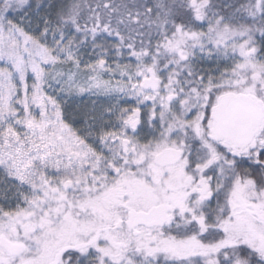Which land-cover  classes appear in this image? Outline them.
<instances>
[{"label": "snow or ice", "instance_id": "snow-or-ice-1", "mask_svg": "<svg viewBox=\"0 0 264 264\" xmlns=\"http://www.w3.org/2000/svg\"><path fill=\"white\" fill-rule=\"evenodd\" d=\"M0 264H264V0H0Z\"/></svg>", "mask_w": 264, "mask_h": 264}]
</instances>
